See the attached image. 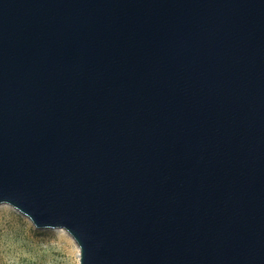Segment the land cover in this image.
Instances as JSON below:
<instances>
[{
	"label": "water",
	"instance_id": "obj_1",
	"mask_svg": "<svg viewBox=\"0 0 264 264\" xmlns=\"http://www.w3.org/2000/svg\"><path fill=\"white\" fill-rule=\"evenodd\" d=\"M80 264H264V0H0V205Z\"/></svg>",
	"mask_w": 264,
	"mask_h": 264
},
{
	"label": "rangeland",
	"instance_id": "obj_2",
	"mask_svg": "<svg viewBox=\"0 0 264 264\" xmlns=\"http://www.w3.org/2000/svg\"><path fill=\"white\" fill-rule=\"evenodd\" d=\"M75 245L65 233L36 229L10 205H0V264H80Z\"/></svg>",
	"mask_w": 264,
	"mask_h": 264
},
{
	"label": "bare ground",
	"instance_id": "obj_3",
	"mask_svg": "<svg viewBox=\"0 0 264 264\" xmlns=\"http://www.w3.org/2000/svg\"><path fill=\"white\" fill-rule=\"evenodd\" d=\"M57 230L60 231V232L65 233L68 236H70V234L65 229H63V228H58ZM71 239L73 240L72 237H71ZM75 246L77 247V257H79L80 256V249H79V247L77 245H75Z\"/></svg>",
	"mask_w": 264,
	"mask_h": 264
}]
</instances>
